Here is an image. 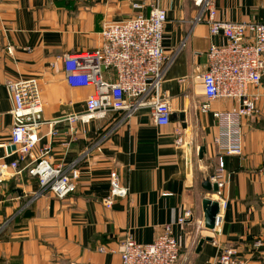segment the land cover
<instances>
[{
	"label": "crops",
	"instance_id": "0c3cea01",
	"mask_svg": "<svg viewBox=\"0 0 264 264\" xmlns=\"http://www.w3.org/2000/svg\"><path fill=\"white\" fill-rule=\"evenodd\" d=\"M134 4L143 8L135 10ZM215 4L222 20L264 23V0ZM152 6L168 14L164 47L167 58L177 57L162 94L177 119L157 126L150 111L142 109L102 141L122 114L89 123L69 120L85 114L94 88L69 86L63 57L99 48L105 24L148 16ZM198 14L190 0H0V144L9 142L13 126L7 83L34 78L47 122L38 132L39 148H52L48 160L53 165L81 171L76 191L60 200L42 193L38 179L27 171L18 175L11 167L0 169V264H121L119 248L128 237L151 244L167 226L181 246L177 264H216L224 247L236 249L246 264H264V80L249 88L258 96L259 112L243 120V154L220 153L214 113L239 103L216 101L209 112L202 111L206 97L201 76L208 70V51L226 40L195 22ZM113 75L104 73L110 81ZM55 120L63 122L54 126ZM52 131L59 135L52 137ZM8 153V147L0 148V163L5 157L7 164L16 160ZM219 159L228 208L217 233L205 228L203 201L218 202L204 185L216 184ZM112 171L127 196L107 209L103 200L110 195ZM181 218H186L182 224ZM206 238L212 242L198 251Z\"/></svg>",
	"mask_w": 264,
	"mask_h": 264
},
{
	"label": "built area",
	"instance_id": "2783aa9c",
	"mask_svg": "<svg viewBox=\"0 0 264 264\" xmlns=\"http://www.w3.org/2000/svg\"><path fill=\"white\" fill-rule=\"evenodd\" d=\"M199 10L195 20L207 25L213 36H222L226 40L223 46H212L208 51V70L201 76L206 97L202 105L203 112H209L216 101L233 100L238 107L230 111L214 113L218 120L219 134L216 145L220 153L240 156L243 154V120L258 114V96L249 93L250 87H259L264 80V23L229 22L219 17L215 0H190ZM135 10H141L142 4H134ZM167 11L152 6L148 16L138 14L120 22L103 26L102 42L99 48L79 54H67L63 57L66 80L73 88H94V93L86 101V111L76 115L72 122L81 120L106 119L112 113H120L115 128L105 135V140L116 129L129 123L142 109L150 111L157 126L170 125L171 108L162 94V87L172 69L176 57L167 58L164 47ZM178 55V54H176ZM112 72L113 81L106 79L104 73ZM6 89L13 103V126L7 144L0 148L15 147L7 157L16 156V160L7 164L3 158L0 169L11 167L16 174L24 171L37 178L42 193H52L63 200L76 191L81 178L78 168L67 170L62 165H53L48 157L52 148H39L41 138L39 130L47 122L44 120V105L37 79H23L8 82ZM63 120L52 122L54 126ZM52 137L59 133L52 131ZM39 148L38 156L35 151ZM31 162L25 170L19 169L21 161ZM220 160L213 181L218 185L216 196L220 211L216 217L215 232L220 233L225 221L228 201L224 197V165ZM110 195L103 205L111 209L118 198H125L127 190L122 186L117 172L110 174ZM189 216V215H187ZM186 218L179 222L184 223ZM256 247L261 242L255 243ZM105 252L104 248L99 249ZM181 246L177 242L172 227L151 244H140L128 237L119 248L121 264H177L181 258ZM216 264H246L238 257L233 247L220 249Z\"/></svg>",
	"mask_w": 264,
	"mask_h": 264
},
{
	"label": "water",
	"instance_id": "95a60500",
	"mask_svg": "<svg viewBox=\"0 0 264 264\" xmlns=\"http://www.w3.org/2000/svg\"><path fill=\"white\" fill-rule=\"evenodd\" d=\"M181 118V121L182 122H185V115L182 114L180 116ZM177 119V116L175 114H171L170 115V122H173ZM184 127L185 124H183ZM9 152L11 151H14L15 150V147H11L8 149ZM204 152H205V147H202L199 151V157L200 159H203L204 157ZM29 163H28V159L24 160L20 166H19V169L22 170L25 166H27ZM208 191H213L214 194H217L219 192V187L217 184H214L213 187L211 186L210 182L209 181H206L205 182V185H204ZM17 192L22 195L23 194V191L21 189L17 190ZM203 210H204V224H205V228L209 231H215V223H216V217L217 215L219 214V211H220V207H219V203L216 202V201H212V200H209V199H205L203 201ZM205 242H212V239L211 238H206L205 240H201L200 243H199V246H198V251L202 248L203 244Z\"/></svg>",
	"mask_w": 264,
	"mask_h": 264
},
{
	"label": "trees",
	"instance_id": "16d2710c",
	"mask_svg": "<svg viewBox=\"0 0 264 264\" xmlns=\"http://www.w3.org/2000/svg\"><path fill=\"white\" fill-rule=\"evenodd\" d=\"M25 218L28 217V214L24 216Z\"/></svg>",
	"mask_w": 264,
	"mask_h": 264
}]
</instances>
